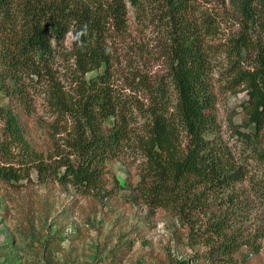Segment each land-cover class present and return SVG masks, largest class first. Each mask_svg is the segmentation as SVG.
I'll list each match as a JSON object with an SVG mask.
<instances>
[{
  "label": "trees",
  "instance_id": "trees-1",
  "mask_svg": "<svg viewBox=\"0 0 264 264\" xmlns=\"http://www.w3.org/2000/svg\"><path fill=\"white\" fill-rule=\"evenodd\" d=\"M229 1L242 27L217 40L215 20L195 14L192 0H0V182L57 183L102 198L109 193L107 163L132 151L144 161L145 183L133 186L128 200L181 221L211 213L205 227L222 239L217 251L176 263L229 260L237 244L228 235L230 214L210 210L224 193L234 200L249 159L264 165V0ZM127 3L140 21L159 23L167 40L162 79H139L153 91L146 104L114 83L108 40L127 31ZM85 25L86 47L68 51L66 32ZM37 87L53 115L45 153L26 141L15 109L25 112ZM239 92L245 98L240 122L229 118L231 148L216 104ZM256 190L264 201V180Z\"/></svg>",
  "mask_w": 264,
  "mask_h": 264
},
{
  "label": "rangeland",
  "instance_id": "rangeland-1",
  "mask_svg": "<svg viewBox=\"0 0 264 264\" xmlns=\"http://www.w3.org/2000/svg\"><path fill=\"white\" fill-rule=\"evenodd\" d=\"M192 3L195 14L215 20L217 40L237 34L242 27L243 20L229 0ZM127 8V31L121 37L112 34L108 40L115 52L114 83L124 94L146 104L153 91L139 79H149L152 85L162 79L167 69V40L159 23L140 21L128 3ZM35 89L25 112L19 106L15 109L26 141L35 151L45 153L50 146L46 127L53 115L40 87ZM244 98V92L227 93L216 104L223 142L231 148L235 143L229 135V118L240 122L238 105ZM107 168L109 193L102 198L57 183L0 182V264H177L196 253L217 251L222 239L205 227L211 213L181 221L169 211L128 200L132 187L145 183L144 161L137 153L127 151L109 161ZM263 168L249 159L245 179L232 188L234 200L227 202L224 193L210 210L215 216L230 214L228 235L237 244L225 255L229 260L189 264H264V201L255 194L264 180ZM29 173L35 179L33 171ZM190 225L197 231L191 232Z\"/></svg>",
  "mask_w": 264,
  "mask_h": 264
},
{
  "label": "clouds",
  "instance_id": "clouds-1",
  "mask_svg": "<svg viewBox=\"0 0 264 264\" xmlns=\"http://www.w3.org/2000/svg\"><path fill=\"white\" fill-rule=\"evenodd\" d=\"M88 35L87 25L83 26L80 30L73 31L69 30L65 34L64 46L68 51H71L73 47H78L84 49L86 47L84 37ZM51 44L55 43V38L53 37L50 41Z\"/></svg>",
  "mask_w": 264,
  "mask_h": 264
}]
</instances>
